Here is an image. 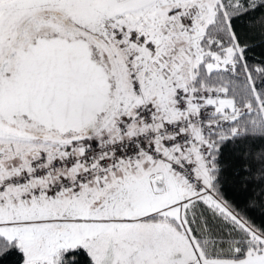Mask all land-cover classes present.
Segmentation results:
<instances>
[{
	"label": "snow or ice",
	"instance_id": "6c2138e0",
	"mask_svg": "<svg viewBox=\"0 0 264 264\" xmlns=\"http://www.w3.org/2000/svg\"><path fill=\"white\" fill-rule=\"evenodd\" d=\"M0 264H264V0H0Z\"/></svg>",
	"mask_w": 264,
	"mask_h": 264
}]
</instances>
